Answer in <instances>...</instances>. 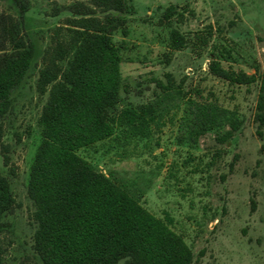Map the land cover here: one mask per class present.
<instances>
[{"label": "rangeland", "instance_id": "rangeland-1", "mask_svg": "<svg viewBox=\"0 0 264 264\" xmlns=\"http://www.w3.org/2000/svg\"><path fill=\"white\" fill-rule=\"evenodd\" d=\"M28 1L27 31L41 48L71 17L65 8L88 2ZM131 5L122 16L125 25L112 36L122 58L120 109L152 105L154 120L145 137L116 128L113 136L77 154L180 235L193 264H264V127L259 137L255 121L259 81L232 85L208 69L217 61L236 73L262 70L264 0H132ZM170 6L179 13L171 26L161 24ZM2 12H13L8 0H0ZM171 29L185 38L183 49L170 48ZM166 75L172 88L165 93L156 81L166 84ZM36 79L34 71L3 120L0 171L15 200L0 233L5 264H40L33 250L34 207L27 196L41 141L38 118L47 98L37 94ZM191 101L224 109L222 126L195 144L186 141ZM234 121L238 129L220 141Z\"/></svg>", "mask_w": 264, "mask_h": 264}, {"label": "trees", "instance_id": "trees-1", "mask_svg": "<svg viewBox=\"0 0 264 264\" xmlns=\"http://www.w3.org/2000/svg\"><path fill=\"white\" fill-rule=\"evenodd\" d=\"M8 1L13 12L0 13V139L15 93L34 71L37 94L47 96L38 118L41 141L27 185L36 225L33 250L40 264H193V253L180 235L77 154L110 138L116 128L145 137L154 120L152 105L120 109L122 58L112 36L125 25L122 16L133 10L132 0H88L65 8L71 17L54 30L45 48L27 31L29 1ZM178 13L170 6L159 22L171 26ZM122 33L126 35L123 29ZM185 46V38L171 29L170 48ZM208 69L232 85L259 81L255 121L262 137L264 64L253 75L227 71L217 61ZM166 77V84L156 81L165 93L172 88L171 76ZM223 116L217 103L191 101L186 141L197 143L222 126ZM238 127L232 122L220 141ZM14 205L10 184L0 171V233L3 217ZM0 264H5L1 255Z\"/></svg>", "mask_w": 264, "mask_h": 264}]
</instances>
